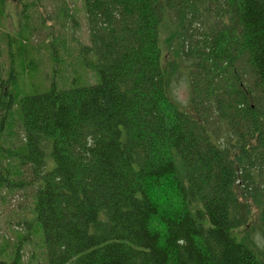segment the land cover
<instances>
[{
	"label": "trees",
	"instance_id": "1",
	"mask_svg": "<svg viewBox=\"0 0 264 264\" xmlns=\"http://www.w3.org/2000/svg\"><path fill=\"white\" fill-rule=\"evenodd\" d=\"M21 1L0 194L30 189L32 220L0 264H264V0H81L87 43L47 44V73Z\"/></svg>",
	"mask_w": 264,
	"mask_h": 264
},
{
	"label": "rangeland",
	"instance_id": "2",
	"mask_svg": "<svg viewBox=\"0 0 264 264\" xmlns=\"http://www.w3.org/2000/svg\"><path fill=\"white\" fill-rule=\"evenodd\" d=\"M6 1V18L3 20V24L0 27V46L7 51L8 48L5 45V36L8 37L12 34L19 32L18 22L20 16V2L16 0ZM26 0H22L24 2ZM35 1V0H33ZM39 0L35 1L36 3ZM41 7L35 8L34 11H29L24 25L31 31V42L34 45L43 44L42 49L39 52V57L43 59L40 69H43L44 73L49 72V64L51 56L48 52V45L54 49L58 48V44L63 41L65 47L73 49V55L76 54L75 44L79 42L87 43V26L85 23V16L82 9L81 0H40ZM62 5L67 7V10L62 8ZM48 44V45H47ZM47 45L46 47H43ZM3 52L2 60H6V52ZM69 61L66 63L69 65V70L78 79L86 71V56L80 54V56L68 57ZM72 64V68H70ZM81 65V66H80ZM49 77V76H47ZM173 97L180 103L186 104L188 97L187 83L179 80L172 87ZM32 191L20 190L11 193L2 191L0 194V258L2 253L9 250L14 241L17 232L25 233V229L31 223L30 218V205H31ZM35 226L31 224L30 227ZM33 240L34 238L31 237ZM9 244L6 245V240ZM22 260L27 262L30 254L28 246H21Z\"/></svg>",
	"mask_w": 264,
	"mask_h": 264
}]
</instances>
